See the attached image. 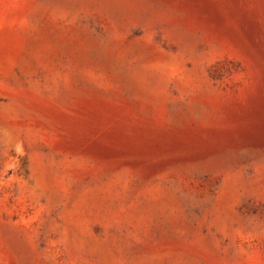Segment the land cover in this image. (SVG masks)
I'll use <instances>...</instances> for the list:
<instances>
[{
  "label": "rangeland",
  "instance_id": "374dc122",
  "mask_svg": "<svg viewBox=\"0 0 264 264\" xmlns=\"http://www.w3.org/2000/svg\"><path fill=\"white\" fill-rule=\"evenodd\" d=\"M0 264H264V0H0Z\"/></svg>",
  "mask_w": 264,
  "mask_h": 264
}]
</instances>
